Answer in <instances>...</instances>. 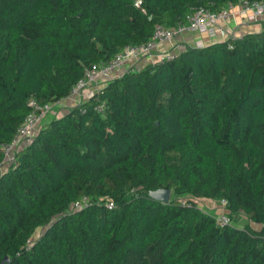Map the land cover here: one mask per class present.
I'll return each mask as SVG.
<instances>
[{"label": "trees", "instance_id": "1", "mask_svg": "<svg viewBox=\"0 0 264 264\" xmlns=\"http://www.w3.org/2000/svg\"><path fill=\"white\" fill-rule=\"evenodd\" d=\"M237 2L0 0V142L156 24ZM8 164L0 264H264V29L125 71ZM196 197L263 226L219 225Z\"/></svg>", "mask_w": 264, "mask_h": 264}, {"label": "built area", "instance_id": "2", "mask_svg": "<svg viewBox=\"0 0 264 264\" xmlns=\"http://www.w3.org/2000/svg\"><path fill=\"white\" fill-rule=\"evenodd\" d=\"M263 15L264 0H238L237 3H229L220 10H211L206 7L195 9L186 15L184 21L173 26L156 24L148 41L136 45H125L108 62L87 68L84 76L77 81L66 97L44 103L36 98H31L29 100L31 112L17 129L13 140L9 143L0 142L6 162H15V153L18 147L33 140L36 135L35 130L43 119L64 99H73L77 105L97 93L109 81L119 77L125 71L143 68L144 66L140 67V65L151 62L175 59L179 53V50L174 51L179 46L177 39L184 34L199 33L209 39L227 40L235 36L233 28L227 25L229 21L233 20L236 24V17L239 16L249 22H256ZM192 43L197 47L205 46V41L202 38L195 39ZM166 45H170L172 48L161 50ZM101 85L102 87H99ZM96 108L101 111L103 106L98 105ZM196 199L200 203L203 198L196 197ZM214 203L217 208L221 209L215 214L217 223L222 226L230 224V216L225 210L227 200L222 199L219 204L215 201ZM74 206L81 208L83 203H77ZM109 206L111 207L112 203Z\"/></svg>", "mask_w": 264, "mask_h": 264}, {"label": "crops", "instance_id": "3", "mask_svg": "<svg viewBox=\"0 0 264 264\" xmlns=\"http://www.w3.org/2000/svg\"><path fill=\"white\" fill-rule=\"evenodd\" d=\"M227 25H229L230 27L233 28L234 31V35L235 36H241L243 34L249 33V32H255V31H261L264 29V15L261 17L260 21L257 22H249L245 19H242L241 17L237 16L236 17V24H234V21L231 20L229 21V23H227ZM204 39L205 44H211L213 42H218L222 39H209L207 37H205L204 35H201L199 33H187L182 35L180 38L177 39L178 41V47L177 49H175L174 51H178L179 52L183 49H185L186 45L190 44L192 45V41L195 39ZM171 49L172 47H170V45H166L165 47H163L161 50H165V49ZM143 65H140V67H143ZM99 87H102L99 86ZM64 106L62 108V111L59 113V115H57L58 117L62 116L63 114H65L66 112H68L70 109H65V105H68L69 107H73L76 105V102L73 99H64L62 101V103ZM46 118V117H45Z\"/></svg>", "mask_w": 264, "mask_h": 264}, {"label": "rangeland", "instance_id": "4", "mask_svg": "<svg viewBox=\"0 0 264 264\" xmlns=\"http://www.w3.org/2000/svg\"><path fill=\"white\" fill-rule=\"evenodd\" d=\"M260 20L261 19H259L258 21H260ZM27 32L30 33V30H28ZM127 67H129V66H127ZM63 106H64L63 104H59V106L55 107V109L53 111H51L49 113V115L46 116V118L43 119V121L38 126V128L39 129L42 128L44 125H47L49 122H51L54 118L58 117L57 115H59V113L62 111ZM66 108L67 109H71L72 107L71 106L69 107L68 105H65V109ZM37 129L35 130V133L36 134L39 131V129L38 130ZM8 163L9 162L3 164L4 166H2L0 168V174L9 165ZM185 196L186 195H184V197ZM176 197H179V196L172 191L171 192V198H176ZM200 205L204 209H209V211H211L212 213H218V211H217L218 208L216 207V205H215V203H214V201L212 199L203 198L202 200H200ZM230 220H231V222H230L231 225L238 226V227H244L247 224H249L253 228L259 229V228H261L263 226L262 224H259V223H255V222L250 221L244 213H240L239 215L232 216V218L230 217ZM42 231H43L42 228H38L35 231V233H34V238L33 239L37 238L41 234Z\"/></svg>", "mask_w": 264, "mask_h": 264}, {"label": "water", "instance_id": "5", "mask_svg": "<svg viewBox=\"0 0 264 264\" xmlns=\"http://www.w3.org/2000/svg\"><path fill=\"white\" fill-rule=\"evenodd\" d=\"M171 189L167 188H159L156 190H152L149 192V195L159 201L167 202L171 198Z\"/></svg>", "mask_w": 264, "mask_h": 264}]
</instances>
